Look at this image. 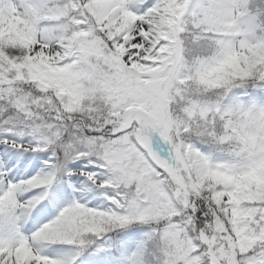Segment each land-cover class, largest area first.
<instances>
[{
  "label": "rangeland",
  "instance_id": "1",
  "mask_svg": "<svg viewBox=\"0 0 264 264\" xmlns=\"http://www.w3.org/2000/svg\"><path fill=\"white\" fill-rule=\"evenodd\" d=\"M254 1L0 0V264H264Z\"/></svg>",
  "mask_w": 264,
  "mask_h": 264
},
{
  "label": "trees",
  "instance_id": "2",
  "mask_svg": "<svg viewBox=\"0 0 264 264\" xmlns=\"http://www.w3.org/2000/svg\"><path fill=\"white\" fill-rule=\"evenodd\" d=\"M250 13L255 16L256 21V33L257 35L261 36L260 38H264V9L262 8L261 4L254 1L248 6ZM252 89V88H251Z\"/></svg>",
  "mask_w": 264,
  "mask_h": 264
},
{
  "label": "bare ground",
  "instance_id": "3",
  "mask_svg": "<svg viewBox=\"0 0 264 264\" xmlns=\"http://www.w3.org/2000/svg\"><path fill=\"white\" fill-rule=\"evenodd\" d=\"M1 167L3 168L4 166L2 165ZM1 172H2V170L0 171V187H1V184H3V180H2L3 178L2 177H4V175H3L4 173H1ZM33 181L38 184L36 179H34ZM92 189L93 188L91 186L87 185V183L84 182L82 187H81L82 191H80L79 196L88 198L89 193H91L93 191Z\"/></svg>",
  "mask_w": 264,
  "mask_h": 264
},
{
  "label": "water",
  "instance_id": "4",
  "mask_svg": "<svg viewBox=\"0 0 264 264\" xmlns=\"http://www.w3.org/2000/svg\"><path fill=\"white\" fill-rule=\"evenodd\" d=\"M188 9H189V8L186 9V11H185L183 17L181 18V20H180V22H179V24H178V31H180L181 26H182V23H183L184 19L187 17Z\"/></svg>",
  "mask_w": 264,
  "mask_h": 264
}]
</instances>
